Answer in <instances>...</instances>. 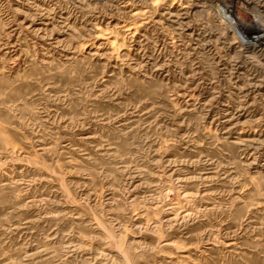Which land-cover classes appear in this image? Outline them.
Listing matches in <instances>:
<instances>
[{"label": "rangeland", "instance_id": "1", "mask_svg": "<svg viewBox=\"0 0 264 264\" xmlns=\"http://www.w3.org/2000/svg\"><path fill=\"white\" fill-rule=\"evenodd\" d=\"M255 26L264 0H0V264H264Z\"/></svg>", "mask_w": 264, "mask_h": 264}, {"label": "bare ground", "instance_id": "2", "mask_svg": "<svg viewBox=\"0 0 264 264\" xmlns=\"http://www.w3.org/2000/svg\"><path fill=\"white\" fill-rule=\"evenodd\" d=\"M256 28L260 29V31H251L252 34H259L260 32L264 31V28H261V26H255Z\"/></svg>", "mask_w": 264, "mask_h": 264}]
</instances>
